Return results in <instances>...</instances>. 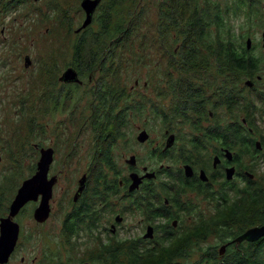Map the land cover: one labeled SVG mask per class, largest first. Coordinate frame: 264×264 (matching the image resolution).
I'll return each instance as SVG.
<instances>
[{
  "label": "rangeland",
  "instance_id": "1",
  "mask_svg": "<svg viewBox=\"0 0 264 264\" xmlns=\"http://www.w3.org/2000/svg\"><path fill=\"white\" fill-rule=\"evenodd\" d=\"M7 1L0 0V187L5 189L6 197L12 199L15 192L13 193L11 188L15 182L20 185L26 177L34 173L39 158L35 145L55 148L49 175L58 176L52 186L55 193L50 200L51 214L48 220L38 225L28 217L33 204L27 205L20 216L26 238H21L22 245L19 250L25 248V243L34 241L40 235L47 238L51 234L54 239L57 238L55 248L62 242L58 233L62 221L67 219L72 199L75 200L77 180L79 181L85 171L92 146L91 131L94 132V127L91 121L89 127L87 113L97 106L103 109L104 105L109 104L111 96L116 100L113 112H120L123 120L115 129V142L108 147L114 167L113 170L106 171L109 180L116 181L128 177L130 167L140 171L144 168H147L148 172L153 170L156 177L147 187L152 188L150 196L159 195L157 201L160 202L156 203L151 199L152 205L162 206L164 201L159 193L165 192L168 197L178 194H171L165 182L177 185V180L174 177H166L161 168L171 163L174 165L171 168L175 169L176 163L169 156L163 158L158 153L166 148L168 137L174 134L179 138L180 143L174 146L177 149L186 143L189 136L198 133L200 127L214 122L222 124L236 121L241 124L246 122V128L249 126L253 129L250 136L256 141H261V144L258 141L261 146L258 151L261 152H257L260 156L253 161L254 180L251 185L260 183L264 188V98L257 93L253 95L251 84L246 82L249 77H239L234 85L238 91L239 103H251L250 112L238 106L225 113L223 106L208 103L200 104L199 112L183 106L187 111L182 116L186 117L180 118L179 113L174 112L175 101H178L179 97H174L171 93V85L175 82L182 84L183 89L192 90L191 101L201 99V96H197L200 85L203 86L205 95L212 93L211 81L218 83L223 74L216 69L211 57L207 60L200 57L208 53L207 45L214 46L218 38L226 40L231 37L235 43L242 45L247 38H251L253 54L258 58V74L261 75V79L258 80L256 76L252 80L258 94L264 96V0H187L182 9V13H185L184 20L173 24H168L165 18L173 0H99L91 22L85 27H81L85 18L81 7L82 0H25L15 9L6 12L4 5ZM193 8L201 11L203 22L209 26L205 39L195 43L194 55L187 58V62L181 57V54L185 53L182 46L185 40L180 25L185 22ZM128 23L132 25V29L126 31L127 33L122 32L124 34L121 35L124 30L121 26H127ZM92 33L96 34L95 37ZM126 36L127 39H124ZM121 38L123 39L120 41ZM82 39L84 41L77 44ZM98 39L99 43L96 42ZM110 43L114 45H111L109 56L102 58L103 52H107L106 45ZM76 45L83 46L76 50ZM101 45L105 47L102 48ZM211 53L212 51L209 55ZM28 55L31 59L28 58L29 62L26 61ZM176 56L178 62L174 65L171 62ZM90 59L93 64L87 66L85 63ZM51 62L56 64L58 81L68 66L82 70L87 76L99 78L97 83L101 86L100 94L96 96L88 93L89 87L95 82L91 81L90 85L73 87L64 105L62 101L51 103L49 106L42 104L41 89L48 87L49 82L42 75L38 76V68L41 67L39 63L47 65ZM110 63L113 65L110 66ZM84 82L87 83V79H84ZM95 96L97 102L94 104ZM211 98L208 97L206 101H211ZM128 104L135 105V109L125 113ZM208 111H212V114L209 115ZM163 113L169 119L161 120ZM171 113H174L175 117H171ZM142 131L148 134V138L140 142L137 136ZM119 133L125 136L120 138ZM236 150V147L232 149L234 153ZM131 154L136 157L135 166H130L125 161ZM241 158L244 163L250 162L249 156ZM177 165L180 166L178 160ZM240 182L235 180L233 186L237 189L244 186ZM0 193L3 194V191ZM142 195L144 190H138L136 198L134 196L135 199L131 201V208H128L127 198L122 196L121 190L110 197L108 193L103 200L106 205L101 211L104 233L99 229L96 238L94 225H89L87 232L81 233L78 240L72 237L68 241L71 247L75 248H68L70 252L77 255L79 251L85 252V258L92 264H108L102 258L100 263V258L92 260L98 255V249L105 245L140 239V246L149 248L155 245L157 238L171 233L170 241L166 237L160 238V242L173 246V242L179 240L182 234L217 213L214 208L218 198L213 202H202L200 197L196 198V201L192 200L196 206L191 211L178 210L173 202L167 207V210L175 214L173 217L167 220L150 217L136 205L137 198ZM231 196H234V192L228 197ZM117 213L123 218L116 223L114 216ZM176 218L179 220L171 222ZM14 220L18 221L19 217ZM109 223L115 224L114 233L107 230ZM149 223L157 224L154 239H142ZM161 224H168L169 233L162 232ZM262 224L264 222L258 219L253 223L254 226ZM228 225L225 234L224 227L218 224L217 231L207 233L199 239H191L182 255L176 257L172 264H218L225 260L233 261L232 257L236 255L230 252L233 248H250L249 244L244 247L247 243L243 240L237 241V237L248 227L239 229V224L234 221H230ZM230 241L234 245L226 247ZM239 242L243 244L240 246ZM211 254L215 255V259L209 258ZM259 257L260 262L264 264V247ZM109 262L114 264L115 261Z\"/></svg>",
  "mask_w": 264,
  "mask_h": 264
},
{
  "label": "flooded vegetation",
  "instance_id": "2",
  "mask_svg": "<svg viewBox=\"0 0 264 264\" xmlns=\"http://www.w3.org/2000/svg\"><path fill=\"white\" fill-rule=\"evenodd\" d=\"M244 1H250V0H244ZM39 64L41 65V67L38 68V76L42 75V77L49 82L48 87H43L41 89L43 90L41 95L42 104H46L47 106H49V104L51 103H59L62 101V104L64 105L67 102V97L71 94V89L73 87L76 86L82 87V85H90L91 83L89 82L91 81L92 82L95 81V82L93 86L89 87L88 93L96 96L100 94L101 86L97 83L99 78H94V76L92 75L87 76V74H85L82 70L77 69L81 82L64 83L58 81L57 79L59 75L57 76L56 74L55 62L48 63L47 65L45 63L44 64L39 63ZM68 67H72V66H68ZM84 79H87V83L84 82ZM257 79L258 80L261 79V75H257ZM247 80L251 81L250 90L251 92L254 91L253 95L257 93L258 96L264 98V96L258 94V90L255 88L254 81L252 80V78H248ZM210 86L212 88V93L206 94L207 96L205 95L203 86L202 85L198 86L199 92L197 96H201V99H195L194 101H191L190 99L193 97V93L191 89H183L182 84L176 82L171 85L172 87L171 93L172 95H174V97L179 95L178 92H180L181 94L183 93V91L186 90L191 91V98L187 99L185 95L184 96L181 95V98L178 99V101L176 100L177 103L179 104L178 113L180 115V118L186 117V116H182L183 114H186L187 111L186 109L183 108V106L188 107V109H190L191 111L199 112L200 104L204 105V104L212 103L214 106H223L225 113H229V110L231 111V104L229 102V99L226 98V95L224 98L221 97V93L224 90L225 93L227 92L230 93V84L225 83V88H224L221 81H219L218 83H214L213 81H211ZM56 94L58 95V97H56ZM96 96L93 99L94 104L97 102ZM208 97H212L211 101H206ZM107 106L108 103L104 105V108H106ZM134 106L135 105L128 104L126 106L128 112L134 111ZM104 108L100 109L97 106L94 109H92L89 113H87L89 115V118L87 119L89 127H90L91 118L92 119L94 118L93 114L97 113L98 116H100L101 114L99 113L102 112ZM208 113L209 115H211L212 111H208ZM160 118L163 121L166 120L165 114L163 113V117L160 116ZM193 123H195V121ZM231 123L232 121L222 124L218 122H214L211 125L205 126L203 128L200 127L198 133H193L191 136H189L188 140L185 141L186 143H183L184 145H180L177 149H175L174 146L180 143L178 142L179 138H176V135L173 134L174 141L172 145L168 148H163L159 152L157 151L161 156H163V158L169 156L170 158H172L173 162L176 163L175 169L171 168V166H174L171 165V163L166 164L161 168L164 174L166 175V177H174L177 180V185L165 181L167 188L170 189V193L171 194L178 193L177 196L175 197H171L170 195L168 197V195L165 192L159 193L163 197L164 204L162 206L160 204H156V206L160 207L159 213H163L164 215H166L165 217H160V218L167 220L170 217H173V215H175L171 210H167V207L169 205H172L171 203L173 202L177 205L178 210L191 211L196 206L192 203V200L196 201V198L200 199L201 197L202 202H213V200L218 198V201H216L217 205L214 208V210H216L217 213L212 218L210 217L207 220V222H212L214 220H217L220 214L222 213L227 214L228 213L227 211L230 210L232 207V203H237L242 198H246L245 194H248L249 191H255V192L258 191L260 193L263 192L264 188L261 186L260 183L251 185V183L254 180L253 179L254 174L252 173L253 161L257 156H260L257 152H261L258 151L259 149H261V146L260 148H256L255 145L256 139L250 136L251 133L253 132V129L249 126L246 128L245 126L246 122H242L243 124L242 127L244 129L243 133L245 134V137L239 140L237 143H234L233 145V142L228 135L230 132H227L228 131L227 128L230 127ZM224 132H227L228 134ZM124 136L125 135L121 134L120 138H123ZM98 137L99 134L97 133V131L96 132L91 131L92 146L90 148L89 160L87 161L85 171L81 174V176H85V185L82 191L80 192L79 196L76 198V200L72 199V206L67 215V219H64L62 221L61 229L60 232L58 233V235L62 238V242L61 243L59 242L57 248H55V243H57V238L54 239V237L51 234L48 235L47 238L45 235L42 236L40 235L34 241L25 243V248L19 250V248L22 245L21 238H26L23 230L24 226L22 225V221L20 220V216L22 215L23 211H25L26 206L33 204V207L31 208L32 210L30 209L28 217H30L38 225L44 224L48 220L51 214L50 211L48 217L42 222L34 218L33 215L34 209L38 206L39 201L41 199V195L39 194L37 196V199L27 200L19 208V210L16 212V214L13 217L10 216V220L13 223H16L17 225V235L14 241L13 242L11 241L12 243L9 241L7 245H4L5 241L1 240L2 227H0V264H82L84 262H88L92 264L90 260L85 258L86 256L85 252L79 251L78 255L75 252L71 253L69 249L70 248L75 249V248L71 247V243L68 241H70L72 237L73 238L76 237L78 240V237L81 235V233L87 232V227H89V225L91 227H93L94 225L96 229L95 237L97 236V232L99 229H101L102 234L104 233V222L101 211L106 205V202H104L103 200L106 198L108 193H109L108 197H110L112 195L117 194L119 190H121L122 196L127 198L126 200L127 207L131 208V201L136 198L135 194L138 190H140V187L142 185L147 186L149 184H152L151 181H153V179L156 177V173L153 170H150L151 172H148L147 168H144L142 169V171H140L139 169L130 167L129 169V171H131L130 173L136 172L138 175H143L144 173H153V176L150 178H143L139 188L135 190L128 189L130 183V179H129L130 173L128 174V177H124L122 179L116 180V186L111 184L107 187H104V179L102 176V172L100 175H97L99 172V167L103 163L102 159L99 157L101 153L97 147L98 143H96V141H98L97 140ZM259 142L261 144V141ZM252 145H254L255 147H253ZM34 147L38 149V153L40 157L41 148H47L51 146L38 147V145H35ZM234 147L237 148L236 153L232 151ZM54 150L55 148H53V153ZM130 156L126 158L125 161L128 160ZM242 156L245 157L249 156L250 162L244 163L243 159L241 158ZM177 160L180 162V166L177 165ZM136 162L137 161L135 157V164H130V166H135ZM126 163L128 162L126 161ZM51 165L52 162L50 166ZM50 166L49 169H51ZM36 169H37V162L34 167V173L36 172ZM229 169L233 170V174L230 179H228L227 177V171ZM110 171L112 172V170ZM53 175L54 174L49 175V170H48V174H47L48 178H50ZM200 175L202 176L204 175L206 177L205 180L201 179ZM29 177H26V179ZM57 180H58V176H57ZM235 180H240L241 185L244 186L238 189L235 188L233 186ZM21 184L22 183H20V185H17L15 182V185L11 188L13 189V193L15 192L12 199L10 197H6L5 189L0 187V191H3V194L0 193V224L2 222L1 221L2 219H5L9 216V206ZM94 185L96 187L95 190L93 189ZM77 188H78V180H77L76 190ZM231 192H234V196L228 197L230 196ZM54 193H55L54 187H52V194L49 199V204H50V200L54 197ZM134 196L135 198H133ZM158 196L159 195L152 196L153 200L156 201V203L160 202L157 201ZM181 196H183L185 199H183ZM1 198L3 199L1 200ZM219 206L221 208H219ZM16 217H19L18 221L14 220V218ZM122 218L123 217L119 213H117L114 216V221L116 223L120 222ZM173 220L177 221L179 220V218L172 219L171 222ZM203 222L205 221H201L197 223V225ZM147 225L153 227L152 239H154V232H156L157 224L152 225L149 223ZM164 225L168 226V224H164ZM219 225L224 226L222 224ZM250 227L252 226L250 225ZM107 230L110 231V233H114L115 224L109 223V228H107ZM145 231H146V227H145ZM213 231H217V230L214 229ZM211 232L212 230H210L208 233ZM226 232L227 231L225 230L224 234ZM53 233H55L54 228H53ZM205 235L207 234L205 233ZM167 236L168 235H165L159 238H166ZM204 236H200V238ZM263 237L264 236H261L255 241L243 240L245 243H247L244 247H246L249 244L250 245L249 253L255 254L256 258L258 259H260L259 256L262 255V247H264V244L261 246ZM66 243H67L66 246H62L63 244ZM74 243L76 242L74 241ZM239 243L240 246L243 244V242H239ZM229 245H234V244L232 243V241H230L227 243L226 247H228ZM99 249L97 252H99ZM230 252L233 255L235 254L236 255L232 257L233 261L226 260L227 263L240 264V260H238L239 258H241L240 254L243 255L247 251L244 249H240L238 247V248H233V250H231ZM235 257L237 259H235ZM96 258H100V257H96ZM92 260H94V257L92 258ZM100 262H101V258L98 263ZM258 263L261 262L259 261Z\"/></svg>",
  "mask_w": 264,
  "mask_h": 264
},
{
  "label": "trees",
  "instance_id": "3",
  "mask_svg": "<svg viewBox=\"0 0 264 264\" xmlns=\"http://www.w3.org/2000/svg\"><path fill=\"white\" fill-rule=\"evenodd\" d=\"M24 1L25 0H8L4 5V7L6 8L5 11L9 12L10 10L15 9L20 3ZM173 1L174 2L170 5V9H168L165 14V18L167 19L168 24H173L176 21H181V19L184 20L183 15L185 13H182V9H184L183 5L187 0ZM202 12L204 13V11ZM160 15L162 17V14ZM131 26L132 25H130V23H128L127 26L123 24L121 28H124V30L121 31V33L130 31L132 29ZM180 26V30H182L183 38L185 40L184 45H182L184 47L185 53L181 54V57L184 61L188 62L187 58H191L194 55V48H196L195 43L202 42L205 39V35L207 34V28L209 25L203 22V14H201V11L198 8H193V10H191L187 15L185 22H181ZM135 27L136 26L134 25V28ZM106 31L107 30L105 29V32ZM124 33H122L121 35H123ZM92 34L95 37L96 34ZM127 37L128 36H126L124 39H127ZM122 39L123 38L119 40L121 41ZM83 41L84 39L78 41L77 44L82 43ZM96 42L99 43V39ZM117 43H119V41ZM111 45L114 44L110 43V45H106L107 52H103L102 58L106 59L109 56L108 52L111 49ZM82 46L83 45H76L75 48L76 50H78L81 49ZM101 46L102 48L105 47L104 45ZM206 49L208 53L206 55L202 54L203 57H200V59L207 60L209 59V57H211L216 69L223 74V78L221 79L223 87L225 88V83L230 84V93H225L224 90L221 93V97L224 98L226 95V98L229 99V102L231 104V110L239 106L246 112H250V108L252 107L250 102H246V104L239 103L240 99L238 97V91L234 83L237 82L239 77L245 75L252 79L256 78V76L259 75L257 69L258 58L253 54V44L251 45L250 49H247L245 42L244 45H242L241 43H235V41L231 37L226 40H220L218 38L216 40V45H207ZM211 51L212 53L209 55ZM112 54L114 53L112 52ZM173 55L175 56V54ZM173 59L174 60L171 63L175 65L178 62V56L173 57ZM85 64L87 66H90L91 64H93V60L90 59ZM112 65L113 64L110 63V66ZM178 93L179 99L181 98V95H185L187 99L191 98L190 90L183 91V93L181 94L180 92ZM115 102V97L111 96L108 106L99 113L101 115L98 116L97 113H94V118H91L94 132L97 131V133L99 134V137L97 138L98 141H96V143H98L97 147L101 153L99 157L102 159L103 163L99 167V172L97 175H100L102 172L104 187H107L111 184L116 186V181L112 179L109 180L107 178L108 174L106 172V168L112 170L114 169L109 157L108 152L110 148L108 149V147H111L115 142L114 137L117 135L115 129L116 127L121 125L123 120L120 112H113V110L115 109ZM175 106L176 109L174 110V112L178 113L179 104L177 103V101H175ZM125 113H128L127 109L125 110ZM165 117L166 119H169L168 116L165 115ZM171 117H175L174 113H171ZM227 129V132L230 133H224H227L229 135L230 139L233 142V145L234 143H237L239 140L245 137V134L243 133L244 129L240 122L232 121L230 127ZM118 135L119 137H121L120 133ZM252 146L255 147L254 145ZM93 189H96L95 185L93 186ZM140 189H143L145 194L137 198V207H139V209L143 213L150 217H165L166 215H164L163 213H159V206L152 205L151 199H153V197L150 196L152 193V188L142 185ZM245 195L246 198H242L237 203H232V207L227 211V214L222 213L219 215L217 220H214L212 222L205 221L197 225L195 228L189 229L184 234H182V237H179V240H175L173 242V246H167L163 242H160V238H157L156 241L154 240V246L144 248L140 246V239H130L125 242L117 243L116 245H105L104 247L100 248L99 252L97 253L98 255H96L94 258L100 257L105 263L108 264L111 263L109 261H115L116 263L114 262V264H172L174 263L173 260L176 257L182 255V252L185 250L186 244H188L191 239L200 238V236H204L205 233L207 234L210 230H218V224L224 225L223 229L226 230L229 226L228 224L230 223V221L237 222L239 224V229H243L252 225L256 219L260 220L263 223L264 190L261 193L258 191H249L248 194ZM160 226L163 227L162 232L169 233V226L164 224H161ZM171 235L172 234L169 233V235L167 236V238H169L168 241L172 239ZM152 238L142 237V239L149 240H151ZM263 244L264 237L262 238L261 246ZM249 249L246 250L247 252L243 255L240 254L241 258L238 259L240 260V264H262L258 263L260 260L256 258L255 254L249 253ZM209 258L213 260L215 259V255L211 254ZM235 259L237 258L235 257ZM218 264L228 263L225 260L223 263Z\"/></svg>",
  "mask_w": 264,
  "mask_h": 264
},
{
  "label": "water",
  "instance_id": "4",
  "mask_svg": "<svg viewBox=\"0 0 264 264\" xmlns=\"http://www.w3.org/2000/svg\"><path fill=\"white\" fill-rule=\"evenodd\" d=\"M99 0H82L81 7L85 12V18L81 25V27H85L91 22L92 14L95 10L96 5ZM80 27V28H81ZM247 49L251 48L252 40L251 38H247L245 41ZM262 47L264 48V31L262 32ZM27 61V57H26ZM59 80L63 82H80L77 72L69 67L67 68L62 75L59 77ZM247 83L251 84L250 80H246ZM148 138V134L145 131H142L137 136V140L142 142ZM174 141V135H170L167 139L166 148L171 146ZM256 148H260L259 142H255ZM231 158V157H230ZM53 160V148H41L40 157L37 161V169L36 172L29 178L25 179L21 186L18 188L11 204L9 206V216L5 219H2L0 227L1 228V240L5 241L4 245H7L9 241L13 242L17 235V225L10 220V216L14 215L19 208L29 199H37V196L40 194L41 199L39 201L38 206L34 209V218L40 222L44 221L49 215V199L52 194V186L56 181V175L48 178V170L49 166ZM129 164H135V156L131 155L128 160H126ZM229 169L227 171L228 179L231 178L233 174V170ZM153 176V173H144L143 175H138L136 172H132L129 174L130 183L128 186L129 190L138 189L143 178H150ZM201 179L205 180V176L200 175ZM85 185V176H82L78 181V188L74 195V199L76 200L77 196H79L80 192L84 188ZM175 220H173V223ZM13 223V224H12ZM264 236V224L260 226H253L248 228L245 232L237 237V241L248 240L255 241L259 237ZM143 238H152L153 237V227L148 225L146 227V232L142 235ZM11 242V243H12ZM13 246V245H12ZM3 247V246H2ZM8 248V247H7ZM9 251V250H8ZM82 264H90L88 262H84Z\"/></svg>",
  "mask_w": 264,
  "mask_h": 264
},
{
  "label": "bare ground",
  "instance_id": "5",
  "mask_svg": "<svg viewBox=\"0 0 264 264\" xmlns=\"http://www.w3.org/2000/svg\"><path fill=\"white\" fill-rule=\"evenodd\" d=\"M27 57V62H29V59H28V56H26ZM69 68V67H68ZM71 68H73L76 72H77V70L74 68V67H71ZM67 69V68H66ZM65 69V70H66ZM64 70V71H65ZM77 74H78V72H77ZM78 77H79V74H78ZM80 79V78H79ZM59 81H61V80H59ZM61 82H63V81H61ZM80 82H81V79H80ZM64 83H78V82H64Z\"/></svg>",
  "mask_w": 264,
  "mask_h": 264
}]
</instances>
